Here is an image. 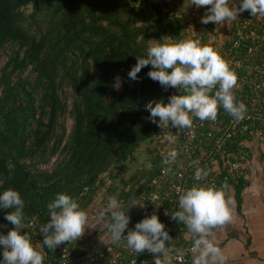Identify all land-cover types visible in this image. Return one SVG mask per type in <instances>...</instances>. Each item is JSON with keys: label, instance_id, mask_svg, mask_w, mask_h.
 Returning a JSON list of instances; mask_svg holds the SVG:
<instances>
[{"label": "trees", "instance_id": "obj_1", "mask_svg": "<svg viewBox=\"0 0 264 264\" xmlns=\"http://www.w3.org/2000/svg\"><path fill=\"white\" fill-rule=\"evenodd\" d=\"M143 1L149 12L135 0H0V51L8 49L0 65V193L12 188L24 200L21 231L42 251L44 264L56 262L39 229L50 219L47 205L57 193L86 205L105 183L102 174L117 167L125 176L142 145L150 166L141 167L134 179L135 173L123 177L114 196L125 201L135 191L122 205L135 201L158 172L160 153L153 141L160 127L149 121L145 105L167 103L183 92L150 79L151 65L137 80L128 72L152 39H183L187 12L178 16L168 8L171 3L182 8L185 0ZM142 33L145 41L137 44ZM118 71L119 90L113 81ZM64 83L72 85L70 108L61 95ZM68 110L69 132L61 119ZM55 153L60 159L51 169L38 168ZM10 211L0 208V234L14 227L5 219ZM126 211L136 217L135 206Z\"/></svg>", "mask_w": 264, "mask_h": 264}, {"label": "clouds", "instance_id": "obj_2", "mask_svg": "<svg viewBox=\"0 0 264 264\" xmlns=\"http://www.w3.org/2000/svg\"><path fill=\"white\" fill-rule=\"evenodd\" d=\"M190 6L206 9L200 18L202 24L222 25L235 21L245 11L252 17H264V0H239L238 3L237 0H187L184 9ZM144 41L143 33L137 35V44ZM151 41L146 46L145 55L136 56V63L128 72V77L137 80L141 69L151 65L147 73L150 79L159 82L165 90L176 88L183 94L169 96L167 103L162 99L148 101L145 108L150 114V122L161 129L171 125L179 135L192 127L194 117L201 121H215L221 106L235 120L244 119L246 105L237 101L233 92L238 77L218 50L192 37L174 40L171 36H164ZM214 89L217 90L213 92ZM165 139L176 142L173 136H166ZM177 156L175 149L164 156L163 163L169 166L168 171H171L170 166ZM193 163L197 182L182 191L178 198V210L172 212L170 218L184 225L191 237V264H226L228 257L215 243L213 230L232 221L235 201L227 195L229 185L226 182L220 186L203 183L209 171L199 167V162ZM129 205L144 206L139 201L122 205L116 196H111L106 209L98 211L90 224L88 212L81 208L77 199L65 192L57 193L47 205L50 219L39 229L43 246L54 250L65 242L81 238L86 228L99 227L110 234L113 244L124 240L135 255L147 251L153 255L155 264H174L168 247L172 237L156 211L137 222L134 229L128 230L130 216L126 210ZM24 206L17 190L8 188L0 193V208L11 209L5 219L14 226L7 234H0V246L3 248L0 264H44L42 251L34 246L27 231H21L25 229ZM175 260L176 264H185L183 254L177 255Z\"/></svg>", "mask_w": 264, "mask_h": 264}, {"label": "built area", "instance_id": "obj_3", "mask_svg": "<svg viewBox=\"0 0 264 264\" xmlns=\"http://www.w3.org/2000/svg\"><path fill=\"white\" fill-rule=\"evenodd\" d=\"M182 9L184 5L182 8H170L171 13L178 16H182ZM186 24L192 25V22L189 20L187 23L185 16L183 28ZM198 24L204 28V24ZM181 32L183 39H200L203 44L218 50L238 77L233 89L236 100L242 101L247 108L243 120H235L221 106L215 121H201L194 117L192 127L179 135L171 125L169 128H160L154 135L161 164L156 175L146 181L135 200L144 206H135L136 217L130 219L128 230L134 229L137 222L156 211L172 237L168 247L174 264L175 257L180 254L184 255L185 264H191L192 242L181 238L184 226L170 217L172 212L178 210V198L182 191L197 182L194 179L196 166L193 162H199V167L209 171L203 183L220 186L224 182L237 181L243 175L244 164L250 153L246 141L259 139L264 142V17H252L245 11L235 21L227 22L221 35L210 41L203 38L202 30H192L189 36L185 35L183 29ZM166 136H173L176 142H170L165 139ZM171 149H175L178 156L170 166L171 171H168L169 166L163 163V158ZM134 193L121 204L131 201ZM79 250L84 252L78 253ZM53 251L54 264H155L152 254L145 251L135 255L124 240L113 244L109 233L93 241L82 236L74 242L59 245Z\"/></svg>", "mask_w": 264, "mask_h": 264}, {"label": "crops", "instance_id": "obj_4", "mask_svg": "<svg viewBox=\"0 0 264 264\" xmlns=\"http://www.w3.org/2000/svg\"><path fill=\"white\" fill-rule=\"evenodd\" d=\"M246 144L250 153L243 175L227 183V195L235 201L233 219L213 230L215 243L228 257L226 264H264V142L250 139ZM180 236L191 242L185 226Z\"/></svg>", "mask_w": 264, "mask_h": 264}, {"label": "rangeland", "instance_id": "obj_5", "mask_svg": "<svg viewBox=\"0 0 264 264\" xmlns=\"http://www.w3.org/2000/svg\"><path fill=\"white\" fill-rule=\"evenodd\" d=\"M130 1H133V0H130ZM238 2H239V0H237V3ZM136 3H140L141 4L140 6L142 7V9L145 12H149V6H147L143 0H135V4ZM175 7H177V6H175V4L170 5L171 9L175 8ZM24 9L26 11H28L30 9V7L25 6ZM184 11L187 12V15H186L187 23L189 22V20H191V22H192V25L191 24H189L188 26H187V24L184 25L183 31H185L186 36L191 35L192 30H197V31L202 30L203 38L210 41L211 39H214L215 37H219L221 35L220 33L222 32V30L224 29V27L226 25V23H224L222 25H216L214 23H208V24H204V28H203L198 23L200 22L201 16L206 11V9L204 7L196 8L195 6H190L187 10L184 9ZM7 50H8L7 47H4L0 51V65L6 59ZM117 78L119 80L118 84H117ZM113 81H114L115 88L118 90L121 89L122 84H121V77H120L119 71L116 72L115 75L113 76ZM71 91H72V85L70 83H64L62 88H61V95L66 96L68 98V108H70L69 106L71 105ZM35 97L37 98V95ZM61 119L65 122V125L67 127V131L69 132L71 130V126H72V122H73V114L68 110L61 117ZM153 142L156 143L155 141H153ZM58 159H60V155H57L55 153V154L51 155V157L48 161L43 162L40 165H38V168L49 170L55 165V163ZM148 159H149V153L144 149V146L142 145V147H140L138 149V152L136 153V158L134 160H132L131 162H129V166L126 169L127 172L124 174L125 176L122 175V177H121L120 171L117 167L112 168L108 172H105L102 174V177H104V179H105V183L103 184V186H101L100 189H98L96 191V193L91 198V200L86 205L83 202L85 206L83 205L81 207L88 212L90 224L93 222L94 217L98 211H100L102 209H106L108 199H109V197L114 196L115 193H117V190L119 188V182L121 181V179H123V177H124V179H128L129 178L128 175H131L132 173H135L134 177L132 179L137 177L138 171L141 169V167L150 166ZM112 179H114V182H115L114 186L111 185L112 181H113ZM142 182H143V179L140 178L138 183H136L137 185L135 187H137V188L140 187L142 185L141 184ZM120 202L122 203V202H124V200H121ZM107 234L108 233L104 229H102V228L100 229L99 227H97L95 229L86 228L83 236L86 239H88L89 241H93V240L97 239L99 236L107 235Z\"/></svg>", "mask_w": 264, "mask_h": 264}]
</instances>
